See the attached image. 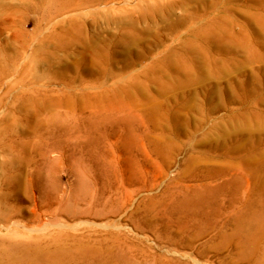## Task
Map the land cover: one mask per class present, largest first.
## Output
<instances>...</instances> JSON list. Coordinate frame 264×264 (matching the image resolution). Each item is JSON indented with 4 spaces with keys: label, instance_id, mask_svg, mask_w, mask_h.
Wrapping results in <instances>:
<instances>
[{
    "label": "rangeland",
    "instance_id": "rangeland-1",
    "mask_svg": "<svg viewBox=\"0 0 264 264\" xmlns=\"http://www.w3.org/2000/svg\"><path fill=\"white\" fill-rule=\"evenodd\" d=\"M33 3L38 4L43 13L36 12ZM164 3L170 2L115 0L108 4L109 7L102 5L90 8L91 13L87 11L84 14L86 28L89 32L101 31L103 40L114 39L124 45L125 41L121 37H125L130 22L125 11L114 8L127 7L141 13L147 7ZM54 4L55 0H0V68L4 73L8 69L13 70L12 75L2 79L0 85V130L5 123L18 121L15 126L18 137L7 140L8 143L14 142L17 148L0 151V159L4 156L6 165V168L3 165L1 167L0 181L5 184L6 193H13L11 202L3 210V190L0 188V218L3 213H17V226L13 222L7 230L0 232L1 237H8L9 245L21 241V237L42 240L69 237L65 245L68 248H62L61 252H57L54 247L43 248L50 253L49 261H52V254L59 264H260L264 261V215L257 221L259 228L252 232L253 237H234L236 216L244 210L243 206L246 207L259 195L242 199V205L238 204V200L232 202L227 191L234 188L233 185L226 186V183L234 182V172L225 178L227 182L225 176L221 178L222 175L213 179L211 191L208 188L189 191L184 188L187 185L182 179V172L187 170L186 164L193 163L192 160L196 161L195 169L197 165L222 167L228 162L226 158L217 157L218 151H233L237 143L232 140L225 143L222 139L227 132L222 122L219 123L221 127L217 128L219 130L215 138H208L207 133L219 118L226 114L232 115L233 112H230L239 109L240 105H230L231 102H228L225 109L209 116L205 124L197 123L194 127L183 124L191 135L176 139L161 134V128L178 123L175 114L167 125L163 118L164 111L158 115V109L151 108L161 99L158 98L160 89L157 87L152 93L142 90V96L149 98L148 102L136 97V93H131L133 97L128 98L123 97V94L119 98L112 97L113 101H118L116 107L121 106L128 112L105 110L101 103L95 105L99 111L96 110L94 116L86 117L82 122L69 123L50 117L46 120L35 113L28 101L32 94L50 91L67 94L69 89L92 92L89 87L96 85L100 90L105 83L104 79L98 80L94 74L86 72L81 75L67 73L60 79L56 76V72L63 70L67 63V52L72 49L64 54L57 53L54 49L56 38L52 40L50 37L60 29H69L68 22L73 19L68 17L66 21L53 23L50 10ZM243 5L234 21L245 24L248 19L249 31L257 32L255 37L264 43V10H260L254 2ZM115 17L123 19L122 25L115 20L117 25L112 22ZM43 19L47 20V25L34 33L35 24ZM163 24L161 22L160 26ZM143 25L139 24L140 27ZM148 25L154 27L151 21ZM236 40L244 44L241 38ZM77 48L86 57L83 63L85 70L91 68L87 65L92 60L93 49L88 45ZM122 50L120 47L119 51ZM53 54H57V57ZM76 61L75 57H71L69 64H75ZM129 61L127 53L119 55L114 72H123ZM261 61H251L245 68L241 65V71L235 72L232 81L244 80L245 71L247 74L254 70L256 74L260 73V65H264ZM150 62H142L135 71L138 72ZM222 66L226 70V66ZM215 72L216 69L213 74ZM210 80L218 85L216 77ZM130 81V78H123L113 82L125 86ZM192 87L195 88V101L204 102L209 86ZM218 90L219 87L214 86L215 94ZM173 94L171 92L168 95L173 97ZM106 102L111 101L108 99ZM74 105L71 102L62 110ZM81 106L86 107L84 111L90 115L93 109L87 105ZM27 107L30 108L29 113L25 111ZM206 107L214 108L209 105ZM101 108L104 110L101 111ZM130 109L134 114L148 110L151 117L148 126L150 132L147 133V128L140 122L133 121ZM188 112L187 108L183 109L187 118L198 122L204 120L203 115H206L199 108L189 115ZM160 118L163 120L160 121ZM100 119L102 121H98ZM228 122L227 130L230 129V120ZM229 133L235 135L234 127ZM194 134L195 138L190 139ZM245 134L249 138L253 135L259 137L254 124L247 125ZM167 138L173 141L172 146L176 149L170 157L162 156L164 146H169L170 140ZM192 144L193 148L190 149ZM243 147L248 148L247 144ZM199 160L201 164L197 163ZM253 162L258 164V159ZM244 169L240 178L249 179V185L253 181L254 191L264 189L260 186H264V173L255 172L254 175L253 166L248 168L244 165ZM18 172H21L20 175H12ZM191 173L187 179H191L193 174H200L195 170ZM218 173L215 171L213 176H218ZM256 178L261 180V184H257ZM36 203L39 204V214L33 216ZM61 211L63 213L59 215ZM82 237H89L92 241L88 242ZM250 238L254 246L245 247L246 239ZM77 239L84 242L75 243ZM22 242L25 245V241ZM80 244L88 246L91 251L84 258H75L71 254L78 250L76 246Z\"/></svg>",
    "mask_w": 264,
    "mask_h": 264
},
{
    "label": "bare ground",
    "instance_id": "bare-ground-1",
    "mask_svg": "<svg viewBox=\"0 0 264 264\" xmlns=\"http://www.w3.org/2000/svg\"><path fill=\"white\" fill-rule=\"evenodd\" d=\"M114 1L55 0V4L50 10L51 21L53 23L63 22L68 20V17L75 20H69V29H60L50 37L52 40L56 38L54 49L57 53L64 54L65 51L72 49L67 52V63L65 62L63 70L56 72V76L60 79L62 75L67 73L81 75L86 72L87 74H94V77L98 80L104 79L105 83L100 87V90H98L99 88L96 85L89 87L92 92H80L76 89H69L67 94L63 93V91L32 94L28 101H30L35 113L45 117L46 120H49L50 117L51 119L63 120L69 123L82 122L86 117L91 118L94 116L96 110L99 111L95 108V105L101 103L105 110L125 111L126 109H122L121 106L116 107L118 101H113L112 97L119 98V95L123 94V97L128 98V96L133 97L131 93H136V97L148 102L149 98L142 96L143 92L152 93L157 87L160 89L158 98L161 99L151 108H157L156 112L158 115L164 111L163 118L167 125L175 114L179 119L178 123L173 121L176 124L175 126L161 128V134L176 139L181 136L189 137L191 135L185 130L183 124L191 127H194L197 123L199 125L205 124L209 116L225 109L228 102H231L230 105L232 103L240 105L239 109L230 112H233L232 115L228 116L226 114L219 118L215 126H212L207 133L208 138H215L216 131L219 130L217 128L221 127L219 123L222 122L223 129L227 131L222 139L225 140V143L230 140L237 143L233 151H227V149L218 151L217 157L226 158L228 162L222 167H209L207 165L198 167L197 165L195 169L196 161L192 160L193 163L189 162L186 164L187 170L182 172L184 176L182 179L185 180L187 185L184 188L189 191H198L201 188H208L211 191L213 179L222 175L221 178L225 176L224 180L226 181L225 178L234 172L236 176L234 182L226 181V186L233 185L234 188H230L227 191L232 202L238 200L240 201L238 204L242 205L244 202L241 201L242 199L259 195L254 201L248 202L246 207L243 206L244 210L236 216L234 237H253L252 232L259 228L257 221L263 218L262 216L264 215V204H262L264 202V189L254 191L253 181L249 185V179H241L240 174L245 170L244 165L248 168L253 166L255 168L253 170L254 175L255 172L264 173L261 172L264 169V164L260 163L264 162V65H260V73L257 74L255 70L249 74L245 71V79L242 81L233 82L232 78L236 71H241L242 66L243 68L247 67L251 61L262 60L261 62L264 63V43L258 41L257 37H255V35H258L257 32L249 31L248 19L245 24H241L238 20L234 21V19H237L240 10L244 7L243 4L246 2H254L260 10H264V0H168L170 3L159 4L155 7L154 4L153 7H147L141 13L137 12L136 9L133 10L131 8L132 10H129L127 7H123V9L114 8V10L125 11L130 22L127 25L129 29L125 37H121L125 41L124 45L121 44V41H115L114 39L103 40L101 31L92 30V32H89L86 28L87 21L84 14L87 11L90 12V8L102 7V5L108 6ZM32 7L36 12L43 13L42 8L38 4L33 3ZM110 9L106 10L109 11ZM114 20L117 24L122 25L123 23V19L120 17H115L112 21L113 23ZM149 21L154 25L153 28L148 25ZM161 22L164 23L162 26H160ZM139 24L145 25L140 27ZM46 25V19L37 22L33 32L43 30ZM237 33L239 34L235 36ZM94 34L96 35L92 37ZM236 38H241L244 44L239 43ZM86 45L94 51L92 60L87 65L91 68L87 70L83 66L86 57L81 55L82 51H78L77 48L78 46L85 47ZM120 47L123 48L122 51H119ZM124 53L130 56V61L123 68V72L115 73L114 68L116 67L118 56ZM53 56L57 57V54H53ZM71 57L77 59L75 64H69ZM4 60L7 59L4 58ZM146 60H151L149 65L143 66L136 72V67ZM223 64L226 66V70L222 66ZM215 69L216 72L213 74ZM12 72V69H8L4 73L0 68V85L2 79L10 77ZM213 77L217 78L218 85L210 80ZM228 77L230 79L226 81ZM123 78H130L131 81L125 86H119L117 82H113L116 79ZM168 84L169 89L167 90ZM194 85L209 86L204 102L195 101V88L192 87ZM214 86L219 87L217 94L214 93ZM171 92H174L173 97L168 95ZM108 99L111 102H106ZM81 101L83 103H80ZM71 102H74V107L65 111L62 110ZM120 104L122 105V103ZM81 105H87L93 109L90 115L88 113L86 115V111H84L86 107L83 108ZM205 105L214 108H204ZM103 108H101V111ZM185 108L189 111L188 115L199 108V110L204 112L203 114H206L203 115L204 120L198 122V120L187 118L183 114V109ZM25 111L29 113L30 108L27 107ZM105 112L107 111L103 113ZM126 112L128 111L126 110ZM131 116L133 121L140 122L147 128V133L150 132L148 131V126L151 117L148 110L137 112L136 114L132 113ZM163 118H160V121ZM229 120L230 129L227 130ZM17 122L16 119L14 123H5L0 130V151L17 148L14 142H7V140H14L18 137V132L15 129ZM249 124L256 126L259 131V137L253 135L249 138L246 136L245 132ZM233 127L235 135H230L229 131ZM195 134L190 139H194ZM219 136L221 137L220 134ZM167 140H170L168 141L169 146H164L162 156L170 157L174 155L176 149L172 146L173 141L168 138ZM244 143L247 144L248 148L243 147V145H246ZM189 147L192 149L193 144ZM255 159H258V164L253 162ZM197 163L201 164L202 161L199 160ZM2 165L6 168L4 156L0 159V171ZM193 170L200 174H193L190 177L191 179H187L188 174H192L191 171ZM215 171H219L218 176H213ZM20 173L12 175L18 176ZM256 180L257 184H261L259 178H256ZM187 182H193V184H188ZM260 186L264 187L263 185ZM0 188L3 190L1 199L4 206L3 210H5L6 205L11 202L13 193H6L5 184L1 181ZM38 208L39 204L36 203V208L32 213L33 216H38ZM62 213V211L59 212V215ZM16 216L17 213L12 215L3 213L0 218V232L7 230L13 222V225L17 226ZM7 238L1 237L0 233V264H59L52 254V261H49L48 255L50 253L45 252L43 248L54 247L57 252H61L62 248H68L65 245L70 240L69 237H48L44 240L33 237H21L25 241V245H23L22 240L17 241L14 245H9ZM10 238L17 239L18 237ZM82 238L88 242L92 241L89 237ZM82 242L84 241L81 239L75 240V243ZM244 244L245 247L252 248L254 246L253 239H246ZM76 247L78 250L73 252L74 255L71 254L75 258H84L91 251L84 244ZM260 264H264V261L262 260Z\"/></svg>",
    "mask_w": 264,
    "mask_h": 264
}]
</instances>
